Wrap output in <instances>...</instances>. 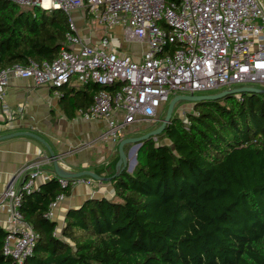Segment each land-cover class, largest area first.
Here are the masks:
<instances>
[{
	"label": "trees",
	"instance_id": "trees-1",
	"mask_svg": "<svg viewBox=\"0 0 264 264\" xmlns=\"http://www.w3.org/2000/svg\"><path fill=\"white\" fill-rule=\"evenodd\" d=\"M68 21L60 9L0 0V70L54 60L66 48ZM65 87L67 119L102 89ZM185 117L172 115L143 142L142 161L110 181L114 199L69 209L59 232L44 212L71 186L52 178L24 195L19 212L38 238L21 264H264V96L202 101ZM7 234L0 227V264H18L2 254Z\"/></svg>",
	"mask_w": 264,
	"mask_h": 264
},
{
	"label": "built area",
	"instance_id": "built-area-1",
	"mask_svg": "<svg viewBox=\"0 0 264 264\" xmlns=\"http://www.w3.org/2000/svg\"><path fill=\"white\" fill-rule=\"evenodd\" d=\"M11 1L26 9H60L68 17L73 10L83 9L105 30L121 28L125 42L141 44L145 50L136 62L112 49L107 34L94 46L85 44L69 18L68 47L54 60L29 61L0 70V109L9 118L13 116L4 96L11 77L50 87L57 97L59 89L71 82L77 87L100 86L92 103L78 110V115L106 122L100 136L103 141H116L127 126L153 119L175 95L264 85V3L259 0ZM116 83L120 88L115 92L104 89ZM42 163L48 162H32L22 168L20 185L10 184L3 193L12 227L4 238L2 254L18 264L32 255L38 238L23 220L19 206L24 195L40 190L35 180ZM57 180L61 187L93 181L89 177ZM64 198L59 194L44 217L51 219L54 207Z\"/></svg>",
	"mask_w": 264,
	"mask_h": 264
},
{
	"label": "crops",
	"instance_id": "crops-1",
	"mask_svg": "<svg viewBox=\"0 0 264 264\" xmlns=\"http://www.w3.org/2000/svg\"><path fill=\"white\" fill-rule=\"evenodd\" d=\"M69 18L76 25L77 33L85 44L94 46L107 34L112 49L119 54L130 56L136 62L141 60L145 47L138 43L125 42L121 28L116 27L108 31L103 27L98 29L93 24L95 20L92 21L83 9L73 10ZM72 87L77 88V85L71 82L65 88ZM58 92L60 95L64 93L63 90ZM4 102L13 118L7 117L0 109V135L31 132L39 136L59 155V165L72 172L90 170L103 174L108 169L112 174L118 158L116 148L119 140L140 136L152 130L147 127L146 131L136 133L135 130L139 127L132 124L125 128V132L121 133L116 141H103L100 136L106 129L104 120L84 119L78 115V111L74 118L67 119L60 108L55 90L35 86L29 78L11 77ZM47 156L43 144L30 137L19 136L0 141V227L5 231L12 227L10 207L7 199L3 197L5 189L10 184L17 188L22 181L19 176L22 168L32 162L42 161ZM52 178V166L42 163L35 180L36 186L41 187ZM114 196L110 182L99 183L93 180L90 183L71 185L69 196L59 201L53 209L51 220L56 223V231L59 232L63 227L69 209L77 208L89 199L103 197L111 200Z\"/></svg>",
	"mask_w": 264,
	"mask_h": 264
},
{
	"label": "water",
	"instance_id": "water-1",
	"mask_svg": "<svg viewBox=\"0 0 264 264\" xmlns=\"http://www.w3.org/2000/svg\"><path fill=\"white\" fill-rule=\"evenodd\" d=\"M263 95L264 96V90L258 89L255 87H249V86H241V87H235L231 89H226L223 91H220L215 94H205V95H186V94H178L173 96L170 101L167 104L165 115L160 121V124L158 127L149 130L148 132L140 135L135 136L132 138H124L122 140H119L117 143V154L118 158L114 164L113 173L110 174L108 169L105 170V173L98 174L91 172L90 170H82L78 172H72L64 169L62 166L59 165V155L55 154L49 145L39 136L31 133V132H13L9 134L0 135V141H4L7 139H11L14 137L19 136H26L33 138L37 141H39L43 146L46 148L48 156L42 160V162H48L52 166V171L54 173V178H61L66 180L76 179L79 177H89L94 181H97L99 183L101 182H110L112 179L117 177L122 171L128 170V162L127 158L128 155L124 152V146L127 144H132L134 148L139 149L140 146L143 144V142L149 138L155 139L157 135H159L164 128L169 124L171 118H172V112L175 104L179 101H185V102H191L193 105L202 101L207 100H217L220 98H223L227 95ZM128 170L127 172H129ZM40 188V187H39Z\"/></svg>",
	"mask_w": 264,
	"mask_h": 264
},
{
	"label": "rangeland",
	"instance_id": "rangeland-1",
	"mask_svg": "<svg viewBox=\"0 0 264 264\" xmlns=\"http://www.w3.org/2000/svg\"><path fill=\"white\" fill-rule=\"evenodd\" d=\"M260 2L264 3V0H259ZM23 10H27L26 8H22ZM91 20L93 21L94 19L91 18ZM94 22V23H93ZM92 23L96 26V28H101V26L97 23V21H93ZM241 85H233V87H240ZM256 88L258 89H262L264 90V85H255ZM225 90L224 88H218V89H213V90H209V91H206V92H202V93H196V95H205V94H215V93H218L220 91H223ZM172 97H170L171 99ZM169 99V101H170ZM167 104L166 103L164 105V108L162 110V114L160 115V118L157 122H139V123H135L133 125H137L138 130H135L136 133H139L141 131H146L147 127L150 128V129H154L156 127L159 126L160 124V121L162 120V118L164 117L165 115V110H166V107H167ZM193 111V104L191 102H185V101H179L175 104L174 108H173V112H172V115L173 116H176L180 119H182V121L185 122V116L192 112ZM125 132V130H123L121 133L123 134ZM161 143H166V139H162L160 140ZM133 147L132 144H127L125 145V151L126 154L128 155V158H127V162H128V170H131L129 173L132 172V170L134 169L135 165L138 163V162H141L142 161V158H143V150L141 149H137V148H134L133 150H131V148ZM127 170V171H128Z\"/></svg>",
	"mask_w": 264,
	"mask_h": 264
},
{
	"label": "flooded vegetation",
	"instance_id": "flooded-vegetation-1",
	"mask_svg": "<svg viewBox=\"0 0 264 264\" xmlns=\"http://www.w3.org/2000/svg\"><path fill=\"white\" fill-rule=\"evenodd\" d=\"M161 114H162V111L158 112L157 115L153 119L147 120L145 122H157L159 120Z\"/></svg>",
	"mask_w": 264,
	"mask_h": 264
}]
</instances>
